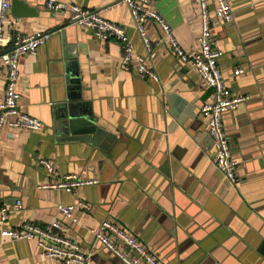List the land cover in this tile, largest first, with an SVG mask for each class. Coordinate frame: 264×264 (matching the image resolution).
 <instances>
[{"label": "crops", "instance_id": "obj_1", "mask_svg": "<svg viewBox=\"0 0 264 264\" xmlns=\"http://www.w3.org/2000/svg\"><path fill=\"white\" fill-rule=\"evenodd\" d=\"M17 1L34 13L19 17L11 7L5 34L51 38L19 64L21 110L42 121L43 130L5 128L0 136V198L9 209L5 228L19 229L26 222L42 228L64 224L65 237L86 253L87 264H124L93 234L104 221L128 230L158 264H264V0H229L233 22L212 19L226 85L247 98L223 119L240 162L236 184L216 168L214 145L200 114L214 100V91L195 68L179 60L155 22L145 23L157 53L152 62L120 0H54L124 27L136 55L154 67L159 82L141 80L137 62L131 71L123 70L122 45L101 42L92 31L72 25L68 10H49V0ZM152 7L186 53L197 51L199 0H154ZM237 69L243 70L239 76L234 75ZM68 94L81 96L83 111L116 141H68L67 134L56 132L55 103ZM42 160L52 164V174ZM68 174L99 184L75 193L42 188ZM14 199L21 201V209H14ZM80 202L88 209H75L76 222L58 210ZM0 264L60 262L45 256L36 240L0 236Z\"/></svg>", "mask_w": 264, "mask_h": 264}, {"label": "built area", "instance_id": "obj_2", "mask_svg": "<svg viewBox=\"0 0 264 264\" xmlns=\"http://www.w3.org/2000/svg\"><path fill=\"white\" fill-rule=\"evenodd\" d=\"M153 2L154 0H120L121 4L129 8L135 30L140 35L148 58L152 62L157 53L145 29V23L149 20L155 22L161 28L164 38L179 60L195 68L202 83L214 91V100L206 104L200 110V114L206 121L208 134L214 145L216 168L231 183L236 184L239 180L240 162L234 157L223 119L226 114L236 111L247 98L234 94L226 85L220 68V59L223 52L215 46L212 34L213 17L224 23H231L234 20L233 8L229 0H199L202 13V34L198 39L197 51L190 54L183 50L170 24L152 7ZM11 7L12 0H0V78L5 71L3 100L0 103V136L5 128L39 132L44 127L42 121L38 118L32 117L21 110L19 64L22 57L33 55L40 47L46 45L51 38V34L6 35L4 24ZM47 7L49 10L54 11L68 10L71 14L70 21L72 25L92 31L93 35L101 42L106 43L112 40L119 42L124 53L121 68L129 72L133 63L137 62L136 73L141 80L159 82L154 67L147 66L144 58L136 55L133 43L124 27L106 20L94 12L85 10L79 5L66 6L63 3L49 0ZM242 73L243 70L237 69L234 75L239 76ZM40 164L47 169L49 174L53 173L54 168L50 162L42 160ZM98 184V180L68 174L58 182L46 184L42 188L75 193L80 188ZM13 207L16 210L21 209V201H17ZM76 208L87 210L88 206L84 202H80L77 207L58 206L59 212L72 222H76V218L73 217ZM8 220L9 209L2 203L0 198L1 237L10 238L14 241L36 240L45 256L58 259L60 264L88 263L89 258L86 253L75 242L65 237L68 232L66 225L54 222L50 227L42 228L35 223L26 222L19 229H7L5 226ZM93 234L101 245L116 255L124 264H158L156 256L144 244L131 235L128 230L115 223L104 221L93 230ZM117 241L122 242L128 252H124L116 243Z\"/></svg>", "mask_w": 264, "mask_h": 264}, {"label": "water", "instance_id": "obj_3", "mask_svg": "<svg viewBox=\"0 0 264 264\" xmlns=\"http://www.w3.org/2000/svg\"><path fill=\"white\" fill-rule=\"evenodd\" d=\"M12 11L18 13L16 15L19 17H29L34 13L17 0L13 2ZM81 99V96L78 98V96L68 94L56 101L54 130L67 134L68 141H91L96 145L103 144L104 139L109 144L116 141L113 135L98 126L97 119L91 113H88L87 110L83 111V105L79 102ZM15 203L16 199H14L13 205Z\"/></svg>", "mask_w": 264, "mask_h": 264}]
</instances>
